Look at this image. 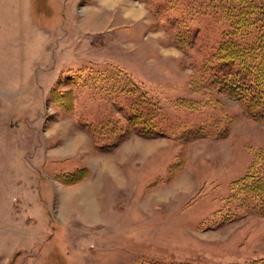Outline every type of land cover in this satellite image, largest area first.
<instances>
[{"label": "rangeland", "instance_id": "374dc122", "mask_svg": "<svg viewBox=\"0 0 264 264\" xmlns=\"http://www.w3.org/2000/svg\"><path fill=\"white\" fill-rule=\"evenodd\" d=\"M234 5L0 0V264L264 260V121L217 80Z\"/></svg>", "mask_w": 264, "mask_h": 264}, {"label": "trees", "instance_id": "16d2710c", "mask_svg": "<svg viewBox=\"0 0 264 264\" xmlns=\"http://www.w3.org/2000/svg\"><path fill=\"white\" fill-rule=\"evenodd\" d=\"M228 2L239 7L235 10L236 23L231 25L232 35L217 53L221 62L219 67L228 71L218 75V84L241 103L253 118L264 121V29L257 26V22L264 25V8L261 3L254 7L250 0ZM233 37L240 38V41ZM133 111V116L137 118V110ZM256 181L259 182V179ZM252 264H264V260H256Z\"/></svg>", "mask_w": 264, "mask_h": 264}]
</instances>
